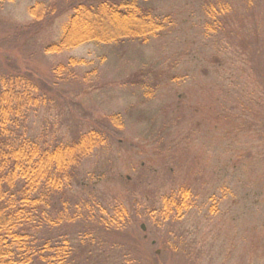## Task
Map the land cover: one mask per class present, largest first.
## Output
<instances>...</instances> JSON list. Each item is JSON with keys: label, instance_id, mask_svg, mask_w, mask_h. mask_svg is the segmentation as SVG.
<instances>
[{"label": "rangeland", "instance_id": "374dc122", "mask_svg": "<svg viewBox=\"0 0 264 264\" xmlns=\"http://www.w3.org/2000/svg\"><path fill=\"white\" fill-rule=\"evenodd\" d=\"M37 3L68 0L0 4V76L52 92L26 131L48 146L91 131L105 141L55 192L52 217L64 202L70 220L32 234L70 241L71 264H264V0H149L162 29L148 41L60 54L44 49L68 15L25 36ZM70 59L82 63L57 79ZM183 189L188 209L167 216Z\"/></svg>", "mask_w": 264, "mask_h": 264}, {"label": "trees", "instance_id": "16d2710c", "mask_svg": "<svg viewBox=\"0 0 264 264\" xmlns=\"http://www.w3.org/2000/svg\"><path fill=\"white\" fill-rule=\"evenodd\" d=\"M9 2L13 0H0V4ZM148 2L68 0V5L37 3L29 9L33 25L25 36L38 34L43 27L68 15L60 38L49 42L45 52L60 54L90 42L108 44L122 39L146 42L162 29L152 10L146 7ZM81 63L70 59L57 66L54 75L58 79ZM82 79L89 82L88 75H83ZM261 83L264 85L263 80ZM48 87L31 74L17 72L0 76V264H71L74 260L70 241L50 242L32 233L44 223L53 227L70 220L64 202H61L62 211H58L55 219L52 217L55 192L69 183L68 172L105 138L91 131L67 145L48 146L29 136L25 122L33 108L51 102L47 97L52 94ZM120 119L111 115L109 122L118 128ZM189 197L188 189H183L178 198L165 199V214L181 216L189 207ZM111 231L118 233L116 229ZM140 243L136 241L133 248L139 249Z\"/></svg>", "mask_w": 264, "mask_h": 264}, {"label": "water", "instance_id": "95a60500", "mask_svg": "<svg viewBox=\"0 0 264 264\" xmlns=\"http://www.w3.org/2000/svg\"><path fill=\"white\" fill-rule=\"evenodd\" d=\"M142 229H144V228L142 227Z\"/></svg>", "mask_w": 264, "mask_h": 264}]
</instances>
